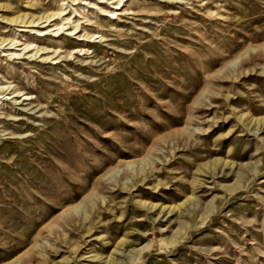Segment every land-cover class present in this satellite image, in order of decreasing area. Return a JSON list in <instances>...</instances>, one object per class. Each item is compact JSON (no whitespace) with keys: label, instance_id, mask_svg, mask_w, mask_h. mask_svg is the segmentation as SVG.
<instances>
[{"label":"rangeland","instance_id":"374dc122","mask_svg":"<svg viewBox=\"0 0 264 264\" xmlns=\"http://www.w3.org/2000/svg\"><path fill=\"white\" fill-rule=\"evenodd\" d=\"M0 264H264V0H0Z\"/></svg>","mask_w":264,"mask_h":264}]
</instances>
